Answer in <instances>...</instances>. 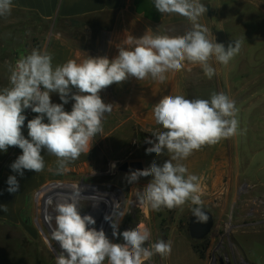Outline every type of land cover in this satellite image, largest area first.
I'll return each mask as SVG.
<instances>
[{
    "label": "clouds",
    "instance_id": "obj_1",
    "mask_svg": "<svg viewBox=\"0 0 264 264\" xmlns=\"http://www.w3.org/2000/svg\"><path fill=\"white\" fill-rule=\"evenodd\" d=\"M154 7L161 14L185 17L192 24L191 30L177 36L144 34L130 38L128 43L135 46L119 48L112 60L88 56L79 63L70 59L53 67L50 53L33 49L10 66V87L0 89V151H7L10 146L22 149V155L10 165L14 172L23 176L24 170L43 171L42 150L57 157V174L65 172L82 153H88L93 139L103 131L105 114L112 111V104H106L99 93L112 84H120L130 76L138 81L150 77L163 82L167 72H179L185 62L202 66L211 79L215 74L209 65L211 59L227 65L239 53L240 41L225 48L223 43L208 39L209 30L198 22L207 11L200 0H154ZM11 11L12 0H0V17ZM72 88L77 93H72ZM50 93H58L62 103H52ZM69 99L74 101L70 112L64 110ZM29 108L38 115L27 122V139L22 127L26 120L23 112ZM237 113L235 102L223 92L213 93L210 99L163 96L154 105L153 115L155 123L164 130L152 132L155 141L147 140L152 146L146 154L167 153L170 159L162 165L153 161L149 167L128 175L129 183L152 177L138 195L140 202L153 211L172 210L191 202L196 205L191 209L192 215L199 222H207L208 216L199 206V178L188 174L181 161L206 145L234 136ZM7 183L10 193L18 191L15 176H10ZM79 196L76 192L55 203L54 227L53 217H46L51 239L60 248L56 264H104L106 260L108 264H146L156 254L162 258L170 255L171 245L163 239L145 246L152 235L145 226L119 232L114 214L104 219L110 222L114 237L122 236L123 243L111 242L103 229L90 227L96 224L91 215H81ZM47 203L52 205L51 197ZM0 208L7 211L6 205Z\"/></svg>",
    "mask_w": 264,
    "mask_h": 264
},
{
    "label": "rangeland",
    "instance_id": "obj_2",
    "mask_svg": "<svg viewBox=\"0 0 264 264\" xmlns=\"http://www.w3.org/2000/svg\"><path fill=\"white\" fill-rule=\"evenodd\" d=\"M200 2L207 11L198 22L209 30L208 39L223 43L225 48L233 41H240L241 48L227 65L215 58L209 61L215 70L211 79L204 74L202 66L185 62L184 68L175 72L173 82L177 91L171 94L194 100L210 99L213 93H225L238 109V129L234 136L215 145H206L181 161L188 174L199 178V206L213 217L209 235L199 240L207 245L203 258L194 252V243L186 230L187 215L196 205L187 202L172 210L161 208L153 211L146 204L141 218L152 234L147 247L163 239L175 250L163 258L156 254L146 264H160L159 261L164 259L182 262L186 259L194 264L196 261L200 264H264V0ZM24 16L15 12L0 17V23H14L1 27L0 35L40 40L60 32L61 28L52 22H39ZM191 28L192 24L185 17L174 13L168 14L163 23L150 25L154 34L169 36L183 35ZM156 95L158 98L161 93ZM102 125L103 131L94 138L92 173L68 176L60 182L46 185L36 194L45 198L56 190L61 194L59 197L79 192L81 215H91L96 224L90 227L95 228L106 205L114 206L111 216L115 215L118 231L122 233L137 226L140 216L132 202L152 177H140L137 182L129 183L127 177L131 171L121 172L118 166L124 162L140 161L145 169L153 161L162 165L170 157L167 153L159 156L146 154V149L152 146L147 140L155 141L152 132L164 130L155 123L153 107L114 108L105 114ZM36 194L31 201L30 221L48 240V244L45 241L46 252L56 259L60 252L59 244L51 239L43 224L42 204ZM56 194L53 192L51 196L56 197ZM58 198L53 199L52 206L48 208L54 216L55 203L61 200ZM112 233L109 225L106 231L109 240L123 243L122 236L114 237ZM104 264H108L107 260Z\"/></svg>",
    "mask_w": 264,
    "mask_h": 264
},
{
    "label": "crops",
    "instance_id": "obj_3",
    "mask_svg": "<svg viewBox=\"0 0 264 264\" xmlns=\"http://www.w3.org/2000/svg\"><path fill=\"white\" fill-rule=\"evenodd\" d=\"M15 12L35 21L52 22L61 29L40 40L0 35V89L10 87L9 68L14 61L30 54L33 49L50 53L53 67L70 59L79 63L88 56L112 60L118 55L119 48L131 49L135 46L128 43L130 38L154 35L150 25L163 23L168 18V14H161L155 9L154 0H12L11 13ZM10 24L14 23H0V28ZM175 74L174 71L167 72L163 82L150 77L138 81L130 76L120 84L114 83L103 89L99 95L106 104H112V109L135 105L154 107L165 96L164 92L172 95V92L177 91L173 82ZM77 91L72 88V93ZM156 93L161 95L157 98ZM50 98L52 103H62L58 93H50ZM73 103L69 99L64 110L70 112ZM44 122H48L46 117ZM20 155L22 149L18 146L0 151V205L7 207V211L0 208V264H56V259L46 252L44 235L30 221L31 201L38 190L48 184L79 173L85 176L91 174L94 139L89 152L82 153L77 160L70 162L62 174L55 171L57 157L42 150L44 170L39 173L24 170L23 176H20L10 167ZM10 176H15L19 183L17 192L10 193L7 190ZM159 263L194 264L186 259L183 262L164 259Z\"/></svg>",
    "mask_w": 264,
    "mask_h": 264
},
{
    "label": "water",
    "instance_id": "obj_4",
    "mask_svg": "<svg viewBox=\"0 0 264 264\" xmlns=\"http://www.w3.org/2000/svg\"><path fill=\"white\" fill-rule=\"evenodd\" d=\"M118 170L121 172L143 170V164L140 161L124 162L118 166ZM203 209V208H202ZM203 211L207 214V222H199L192 214L189 217L187 224L188 237L191 240H202L209 235L213 227V217L205 209Z\"/></svg>",
    "mask_w": 264,
    "mask_h": 264
},
{
    "label": "bare ground",
    "instance_id": "obj_5",
    "mask_svg": "<svg viewBox=\"0 0 264 264\" xmlns=\"http://www.w3.org/2000/svg\"><path fill=\"white\" fill-rule=\"evenodd\" d=\"M52 187V186H51ZM50 187V188H51ZM50 188H46V189H50ZM87 190H91V188L90 187H87ZM43 192H44V190H43ZM55 193V192H57L58 194H56V197L55 196H51V193ZM53 192H51V193H49V194H47V195H45V198L44 197H42V218H43V221L45 222V221H47L46 220V217L47 216H49L48 215V213L47 212H44V207H43V203H44V205H48V203H47V201H48V198L49 197H51L52 199H55V198H58L61 194L59 193V191L58 190H56V191H53ZM62 196L63 197H59L61 200H63L65 197H67V195H63L62 194ZM59 198H58V200H59ZM45 199V200H44ZM132 207H135L136 209H137V213H138V216H140L139 218H138V224H137V226L136 227H140V226H145L146 227V224H145V222H144V220L141 218V215L145 212V209H146V203H141L140 202V200L137 198V199H134L133 200V202H132ZM113 208H114V206H110L109 204L108 205H106V208L104 209V211L102 212V218L100 219V223L98 224V226L96 227V229L97 230H100V229H103L104 230V232H105V234H106V231L108 230V228H109V225H110V222H108V221H105V219H104V217L106 216V215H108V216H111V212H112V210H113ZM48 222V221H47ZM50 232V235H51V231H49ZM45 237V236H44ZM45 241L48 243V240L46 239V237H45ZM146 247H147V244L145 245Z\"/></svg>",
    "mask_w": 264,
    "mask_h": 264
},
{
    "label": "built area",
    "instance_id": "obj_6",
    "mask_svg": "<svg viewBox=\"0 0 264 264\" xmlns=\"http://www.w3.org/2000/svg\"><path fill=\"white\" fill-rule=\"evenodd\" d=\"M17 60H18V59H16V60L14 61L13 66L15 65V63H16ZM24 115L26 116V120H25V124H24V126L22 127V134L24 135L25 138H28L27 122H28V120L33 119V118H34L36 115H38V114L32 112L31 109L29 108V109H26V110H25ZM36 196H37V194H36ZM37 197H39V199H40V201H41V203H42V196H37ZM52 200H53V199H52ZM50 206H52V205H49V204L46 205L45 208H44V212H47L49 216H52V217H53V220H52V222H53L55 216H54V214H53L51 211H48V208H49ZM42 220H43V218H42ZM43 224L45 225V228H46L48 231H51V228H50L49 223H48L47 221H45V222L43 221ZM40 231H41V230H40ZM43 235H44V234H43Z\"/></svg>",
    "mask_w": 264,
    "mask_h": 264
},
{
    "label": "trees",
    "instance_id": "obj_7",
    "mask_svg": "<svg viewBox=\"0 0 264 264\" xmlns=\"http://www.w3.org/2000/svg\"><path fill=\"white\" fill-rule=\"evenodd\" d=\"M39 22H43L41 20H38ZM41 24V23H40ZM44 24V23H42ZM46 24V23H45ZM32 39H35V38H32ZM193 244V243H192ZM206 244L205 243H201L200 241L197 243L195 242L193 245H192V248L194 250V252L198 255L199 258H203V252L204 250L206 249Z\"/></svg>",
    "mask_w": 264,
    "mask_h": 264
},
{
    "label": "flooded vegetation",
    "instance_id": "obj_8",
    "mask_svg": "<svg viewBox=\"0 0 264 264\" xmlns=\"http://www.w3.org/2000/svg\"><path fill=\"white\" fill-rule=\"evenodd\" d=\"M192 214V211H189L188 215H187V218H186V230H187V224H188V220H189V217L190 215ZM188 233V231H187ZM195 242H199V240H192V243H195Z\"/></svg>",
    "mask_w": 264,
    "mask_h": 264
}]
</instances>
